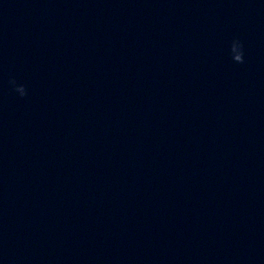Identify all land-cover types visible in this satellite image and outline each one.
Segmentation results:
<instances>
[{
	"label": "water",
	"instance_id": "obj_1",
	"mask_svg": "<svg viewBox=\"0 0 264 264\" xmlns=\"http://www.w3.org/2000/svg\"><path fill=\"white\" fill-rule=\"evenodd\" d=\"M0 264H264V0H0Z\"/></svg>",
	"mask_w": 264,
	"mask_h": 264
},
{
	"label": "clouds",
	"instance_id": "obj_2",
	"mask_svg": "<svg viewBox=\"0 0 264 264\" xmlns=\"http://www.w3.org/2000/svg\"><path fill=\"white\" fill-rule=\"evenodd\" d=\"M230 52L232 55V59L236 63H244V52H243V44L239 39H234L231 46ZM9 84L12 86L13 91L19 94L20 97H24L27 95V90L24 85L17 84L15 79H10Z\"/></svg>",
	"mask_w": 264,
	"mask_h": 264
}]
</instances>
